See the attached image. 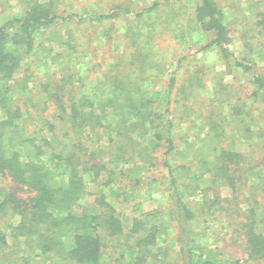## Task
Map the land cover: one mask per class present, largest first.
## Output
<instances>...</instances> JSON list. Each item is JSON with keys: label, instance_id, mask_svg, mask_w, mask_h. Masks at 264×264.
Here are the masks:
<instances>
[{"label": "trees", "instance_id": "obj_1", "mask_svg": "<svg viewBox=\"0 0 264 264\" xmlns=\"http://www.w3.org/2000/svg\"><path fill=\"white\" fill-rule=\"evenodd\" d=\"M78 1L17 0L19 12L0 23V264L5 258L11 264H264L258 200L246 197V208L231 213L224 198L209 196L212 186L225 185L239 201L246 175L264 167L262 140L256 145L263 147V162L254 161L256 149L249 157L226 146V128L237 120L253 133L247 102L230 113L217 110L214 101H225L218 93L228 97L232 88L217 74L209 79L215 96L203 117L197 110L189 114L208 70L191 55L178 61L195 59L186 81L178 86L177 68L165 95L150 90L152 71L160 68L148 63L152 26L143 19L174 0L136 11L131 1ZM10 2L0 0V7L12 8ZM131 16L124 38L133 49L98 61L90 45L104 34L112 40L98 25ZM185 16L182 26L213 34L199 51L216 50L227 75L231 66L250 75L247 99L263 103L264 74L227 48L229 30L218 3L197 0ZM261 135L256 131L255 139ZM88 181L92 202L85 200ZM136 194L137 207L143 200L157 205L125 217L117 208ZM194 196L208 215L205 224L224 213L226 224L218 225L226 231L223 240L212 244L207 228L196 226L187 202ZM234 216L241 218L238 225Z\"/></svg>", "mask_w": 264, "mask_h": 264}, {"label": "rangeland", "instance_id": "obj_2", "mask_svg": "<svg viewBox=\"0 0 264 264\" xmlns=\"http://www.w3.org/2000/svg\"><path fill=\"white\" fill-rule=\"evenodd\" d=\"M67 2L69 0H63ZM89 1H102L103 3H108L111 0H84L82 2ZM131 1V6L133 10H141L145 7H149L154 2H162L163 0H114L113 2L118 3H128ZM221 7L224 22L229 30L230 42L227 44V48L233 53V57L238 59L245 58L246 62L250 64L253 70L257 73L264 74V0H215ZM78 0H70L68 4H79ZM81 2V3H82ZM12 8H1L0 7V23H2L7 18L11 17L13 14L19 12L17 0H11ZM197 0H174L170 4H161L158 8L153 11L151 17L145 16L143 23L147 22L151 24V28L144 24V27L150 28L152 31V38L149 39L148 46V63H156L159 66V70L154 68L153 75L149 79V88L152 92H160V96L165 95L167 89L168 76L178 68L176 73L178 76V86L186 81L189 76L187 71L194 68L195 59H187L183 61L181 65L178 64L179 60H182L186 55H191L197 59V64H205L208 68L206 71V81L204 89L195 88V95H193V100L191 99L189 108V114L193 112L191 110H197L196 113L203 117V112H205V106H208L207 100L214 98L215 92L213 91V83L209 79L214 75L221 76L223 78L224 84H231V94L227 95L219 92L220 98L224 99L223 102L214 101L215 108L217 110H222L224 113L229 112L231 108H236L243 106V102H247V107L250 111L248 115V128L251 133H246V127L243 128V124L239 120L235 121L231 125L227 126V144L226 146L231 147L237 151L245 152L249 157L253 149L254 161L263 162V147L259 148V142L262 140L264 144V102L256 101L253 102L248 98L250 86V75L245 74L241 69L231 66L232 74L227 75V67L225 66L224 58L214 49L207 51L203 54L199 51V48L205 45L211 40L213 34H203L194 29V24L190 23V27L182 26L184 18H186V12L192 9V5L195 6ZM79 7V6H78ZM69 11H74L68 7ZM78 11V9H77ZM188 16V15H187ZM132 16L129 19H113L112 21H104L97 31L107 30L108 35H111L112 40L108 42V36L104 35L100 37L96 42L90 45V50L97 51L99 59L98 61L108 63L110 56L117 52H120L125 46L128 50H132L131 42L124 38L125 26L128 25ZM186 22V21H185ZM187 24V23H186ZM91 31V30H90ZM89 32V35L93 32ZM87 32V33H88ZM192 41L195 43L192 47H189L187 42ZM86 57V56H85ZM189 61L191 63H189ZM229 61V60H228ZM178 66V67H177ZM200 66V65H199ZM198 90V91H197ZM235 92V93H234ZM234 94V95H233ZM233 95V96H232ZM222 96V97H221ZM194 101V104L192 103ZM199 101L201 106L195 102ZM206 104V105H205ZM203 105V106H202ZM208 108V107H207ZM246 115V110H244ZM196 113H193L195 115ZM244 116V115H243ZM242 116V117H243ZM256 131L262 132V138L255 139ZM249 135V136H248ZM248 136V137H247ZM250 137V138H249ZM247 138V139H245ZM255 142V143H254ZM261 146V145H260ZM261 149V150H260ZM252 160V158H251ZM247 181L244 187L241 189V193L245 196L239 201H234L231 199V189L225 185H219L217 187H211L209 190V196L214 197L215 193L218 198H224V207L228 208L232 213L236 208H246V202L244 199L246 197L255 198L258 200L259 209L264 210V193L262 188L264 187V167L263 163L259 165V168H253L251 172L246 175ZM89 194L86 195V202H92L93 195L92 191L94 185L88 181ZM137 197L128 203H123L118 207V211L123 212L125 217H132L138 215V210L148 211L153 209L157 204V200L142 201L141 205L137 207L135 204L140 201V194H136ZM19 196L23 197V193H19ZM231 199L232 202H226V200ZM239 199V198H238ZM187 202L193 207L196 216L198 217V228H207L208 237L212 240V244L218 239H224L225 230H218V225L226 224V217L224 213L218 211V217L216 220L203 222L208 215H203L201 212V206L199 205L198 199L194 197H188ZM253 200L251 201V204ZM139 208V209H138ZM214 210H217L215 206ZM235 218V224L238 225L241 218ZM209 220V218L207 219ZM3 219H0V227L3 224ZM16 222V220H15ZM204 223V224H203ZM197 228V229H198ZM205 228V230H206ZM218 242V241H217ZM117 257L120 256V250H117ZM241 256V255H239ZM4 264H11L6 261Z\"/></svg>", "mask_w": 264, "mask_h": 264}]
</instances>
